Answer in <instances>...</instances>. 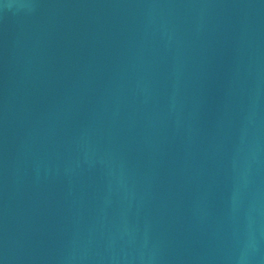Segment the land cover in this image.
<instances>
[{
  "label": "water",
  "instance_id": "water-1",
  "mask_svg": "<svg viewBox=\"0 0 264 264\" xmlns=\"http://www.w3.org/2000/svg\"><path fill=\"white\" fill-rule=\"evenodd\" d=\"M0 264H264V0H0Z\"/></svg>",
  "mask_w": 264,
  "mask_h": 264
}]
</instances>
